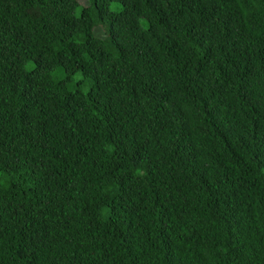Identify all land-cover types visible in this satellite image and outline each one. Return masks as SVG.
Segmentation results:
<instances>
[{"label":"trees","instance_id":"trees-1","mask_svg":"<svg viewBox=\"0 0 264 264\" xmlns=\"http://www.w3.org/2000/svg\"><path fill=\"white\" fill-rule=\"evenodd\" d=\"M0 264H264V0H0Z\"/></svg>","mask_w":264,"mask_h":264},{"label":"rangeland","instance_id":"rangeland-1","mask_svg":"<svg viewBox=\"0 0 264 264\" xmlns=\"http://www.w3.org/2000/svg\"><path fill=\"white\" fill-rule=\"evenodd\" d=\"M78 1L81 5H84V6L87 5V0H78ZM95 34L98 36H102L103 32L100 31L99 29H97V30H95Z\"/></svg>","mask_w":264,"mask_h":264}]
</instances>
